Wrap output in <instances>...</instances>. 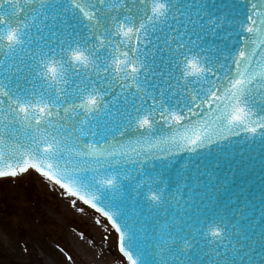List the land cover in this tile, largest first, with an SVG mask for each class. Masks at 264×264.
I'll use <instances>...</instances> for the list:
<instances>
[{
  "label": "snow or ice",
  "instance_id": "snow-or-ice-1",
  "mask_svg": "<svg viewBox=\"0 0 264 264\" xmlns=\"http://www.w3.org/2000/svg\"><path fill=\"white\" fill-rule=\"evenodd\" d=\"M233 137L264 147V0H0V177L33 169L89 205L122 264H264V193L254 223L220 164L193 161L182 199L234 196L231 215L190 214L166 182Z\"/></svg>",
  "mask_w": 264,
  "mask_h": 264
},
{
  "label": "rangeland",
  "instance_id": "rangeland-1",
  "mask_svg": "<svg viewBox=\"0 0 264 264\" xmlns=\"http://www.w3.org/2000/svg\"><path fill=\"white\" fill-rule=\"evenodd\" d=\"M71 199L33 169L0 178V264L34 254L41 264H122L108 221Z\"/></svg>",
  "mask_w": 264,
  "mask_h": 264
},
{
  "label": "water",
  "instance_id": "water-1",
  "mask_svg": "<svg viewBox=\"0 0 264 264\" xmlns=\"http://www.w3.org/2000/svg\"><path fill=\"white\" fill-rule=\"evenodd\" d=\"M221 149H223V152ZM183 156L184 159L177 163L175 167L170 166L169 171L166 173V182L169 190L190 214L195 215L199 208V210L206 214H211L215 211L223 215L224 209L228 208V214L231 215V210L237 207L235 197L233 196L231 199L225 197L222 207L217 208L215 206L217 198L211 194V189H209L208 193L210 199L201 200L200 196L204 195L203 188L197 190L200 192V196L194 197L196 203L191 208L184 205L182 197L188 196V192L184 188V181L187 179L189 171L194 173V169L192 168L193 161L200 164L201 171L204 170L205 166L209 170H212L213 165L220 164L223 170L233 177V191H239L243 188L244 199L249 204L247 215L251 216L255 212L254 223H259L261 195L264 193V147L261 146L259 140L253 143L251 140L245 141L243 137H233L230 141H222L219 145L213 146L210 153L205 150V153L198 158L188 153H184ZM181 165H185V167L182 168ZM229 167L234 171H229ZM178 173L179 175H177ZM181 177L184 179L182 180ZM178 185L180 187L179 192L176 191ZM172 204L173 208L169 209V214L175 210L176 201H172ZM125 212L132 219L138 220L148 230L149 234L151 233L155 221L149 217L146 205L138 201L126 200ZM148 259L150 264L151 257Z\"/></svg>",
  "mask_w": 264,
  "mask_h": 264
},
{
  "label": "trees",
  "instance_id": "trees-1",
  "mask_svg": "<svg viewBox=\"0 0 264 264\" xmlns=\"http://www.w3.org/2000/svg\"><path fill=\"white\" fill-rule=\"evenodd\" d=\"M35 255V254H34ZM34 255H31V258H29L26 262H24L23 260L22 261H17V260H14L12 257L9 258L8 260L12 263V264H41V262L39 261V259L37 260V257L34 256ZM6 257V256H5ZM8 258V257H6Z\"/></svg>",
  "mask_w": 264,
  "mask_h": 264
}]
</instances>
